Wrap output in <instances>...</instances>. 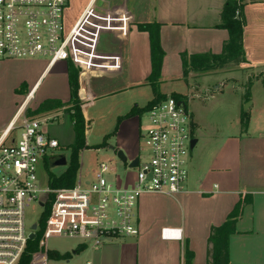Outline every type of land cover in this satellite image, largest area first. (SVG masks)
<instances>
[{
    "label": "crops",
    "instance_id": "obj_1",
    "mask_svg": "<svg viewBox=\"0 0 264 264\" xmlns=\"http://www.w3.org/2000/svg\"><path fill=\"white\" fill-rule=\"evenodd\" d=\"M225 3L226 0H69L65 15L68 29L82 17L91 20L95 15L100 16L96 9L106 12L112 19L113 25L105 30L106 37L100 36L102 48L96 52L103 57L96 61L103 66L99 72L92 76V68H88L90 60L79 55L86 70L79 80L78 96L82 97L80 103L86 121L89 120L88 107L95 104L99 105L104 117L114 120V127L103 134L107 144L102 149L124 153L127 163L120 162L127 168L125 177L131 172L135 174L129 165L139 159L136 155L141 146L142 116L128 115L143 110L154 99L147 82L151 74L150 39L147 33L138 30V25H161L160 40L165 57L160 92L164 96H181L183 94H178L171 86L178 81L188 82L183 78L182 54L220 55L228 41V32L218 28ZM244 16L246 63L239 69L249 74H264V0L247 4ZM23 63L37 75L31 81L27 78H23L24 82L20 80L16 84L21 85L19 88L14 86L16 95L24 97L20 106L36 98L37 85L50 71L46 67L40 68L36 61ZM3 64L5 62L0 66ZM59 64L57 82L67 86L68 92L55 90L53 96H45L35 110L48 99L65 104L71 101L68 64ZM246 83L242 110L231 125V133L215 136L211 150L206 153L203 147L210 140L195 121L194 139L198 140L196 147L201 148L190 157L188 193L176 198L144 195L138 204L140 233L137 237L120 239L99 249L80 243L73 249L68 264L75 260L82 264H182L186 263L187 252L193 255L192 264H207L210 230L221 226L235 206L246 198L251 204L244 207L236 226L237 234L229 240L230 264H264V100L256 98L255 82ZM21 87L23 91L17 94ZM142 92L148 93L143 95ZM144 96H147L146 100H143ZM244 106L247 110H243ZM17 110L0 119V131ZM52 114L58 127L51 131L45 128L44 131L57 140L60 147L62 142L72 141L69 146H64L71 147L75 143L71 114L65 111ZM242 118L247 119L246 128H243ZM64 128L72 133L71 140L65 135ZM85 142L87 146V137ZM124 180L123 184L127 186L134 183ZM164 229L180 230L183 240H162L161 231ZM38 255L43 256L44 264H47V255Z\"/></svg>",
    "mask_w": 264,
    "mask_h": 264
},
{
    "label": "built area",
    "instance_id": "obj_2",
    "mask_svg": "<svg viewBox=\"0 0 264 264\" xmlns=\"http://www.w3.org/2000/svg\"><path fill=\"white\" fill-rule=\"evenodd\" d=\"M68 6L69 0H0V63L43 58L49 59L47 70L59 63H72L80 71V80L86 70L80 55L90 60L88 68L94 75L99 72L103 67L96 64L103 58L96 54L99 32L108 27L96 33L85 31L92 42L87 45L81 39L82 48L88 51L79 49L76 38H81L80 28L89 20L82 17L68 29ZM27 106V102L20 106L0 131V264H19L24 255L32 234L26 233L25 216L32 203L39 202L45 209L52 198L40 249L47 252V241L53 237L99 249L139 235L137 210L144 195L176 198L188 193L194 133L185 100L166 95L143 114L148 126L141 127L136 179L126 188L118 187L115 165L104 163L98 165L93 179L77 181L73 188L51 189L49 181L42 186L39 167L45 168L47 159L54 166L62 157L53 153L60 149V143L43 127L54 121V115L29 117ZM41 196L44 202H40ZM161 238L183 240L182 232L173 229L162 230Z\"/></svg>",
    "mask_w": 264,
    "mask_h": 264
},
{
    "label": "rangeland",
    "instance_id": "obj_3",
    "mask_svg": "<svg viewBox=\"0 0 264 264\" xmlns=\"http://www.w3.org/2000/svg\"><path fill=\"white\" fill-rule=\"evenodd\" d=\"M96 14H99L101 17L95 15L96 17L94 19L88 21L89 24L94 26L96 29L90 27L89 24H83L80 28L79 36L81 38H76L75 42L79 49L88 51L86 48H82V45L80 44V41L82 40L83 42H86L87 45H91L92 41L91 39H88L90 37L87 33H85V31L96 33L99 32V30L101 31V29L103 30L104 28L113 25L111 23L112 19L107 17L106 12L96 9ZM114 26H117V24L114 23ZM99 35H101L102 38L106 37L105 31L99 32ZM101 43L102 40L100 39L98 43V51L102 48ZM23 61H36L37 64L39 63L38 65H40V68L42 69L45 68L49 63V59L38 58L34 60L9 61L0 66V119L15 113V111L20 107V104L24 101V97L19 98V96L16 95L14 86L19 88L21 85L16 84H18L20 80H23L24 82L25 80L23 78H27L28 81H31L37 75L36 71L27 68V64L23 63ZM60 65L61 64H58L55 68L50 70L49 73L43 77L41 82L37 85L36 98L33 101H30L28 104V110L35 111V108L39 105V102L44 100L43 98L45 96H53L55 90H60L61 92L65 91L66 93L68 92L67 86L64 87L62 83L57 82L60 73ZM239 68L240 67L228 65L225 66V68L216 69L205 73H190L187 79L188 82L178 81L174 82L171 86L175 92L178 94H183L181 95V100L183 99L187 102L189 113L192 116L194 135L196 136V121L200 126H202L203 133L208 138V140H210V142L205 147H203L205 153L211 150L210 148L213 146L211 145L213 144L211 141L215 136L222 137V135L225 133H231V125L234 120L237 119L238 114L242 110V102L244 98L243 95L245 94L244 90H246L244 83L247 82L246 84L248 85L250 82H255V87H257L255 90V96L259 101L264 100V74L257 72L249 74ZM91 73H93L91 75L94 76V71ZM144 93L148 92H142L143 95ZM146 98L147 96H144L143 100H146ZM208 98L212 99L208 100ZM139 99L141 100L142 97ZM245 106L243 107V110L245 109ZM87 113L89 120L87 121L88 124L86 137L88 138L89 143L87 148L81 151L79 155L80 170L78 172L77 181L93 179L94 173L97 171L99 164H114L117 168L118 187L126 188L127 185L123 184L125 181L124 178L133 183L135 182L136 175L131 172L125 177L127 168L121 164L117 157L116 151H112L107 148H101V145L104 141L103 134L114 127V125L112 126L114 120L112 119L109 121L108 117H104L98 104L88 107ZM45 117H47V114L35 116V118L38 119H43ZM140 120L142 128L148 126L146 117H141ZM110 122L111 124L109 125ZM43 127L44 129L46 128L51 131L56 129L58 126H56V123L54 122H49ZM64 130L67 138L71 140L72 133L66 128H64ZM112 143H114V141H112ZM62 144L63 146L53 153L56 156L65 157L67 162H69L71 158V151L69 147L64 146H69L72 144V141H69V143L62 142ZM200 148L201 146H199V148L196 147L191 156L194 157ZM140 152L141 149L137 151L136 157L140 155ZM66 169L67 166L51 167V173L56 176H60L66 171ZM188 171L190 173V163ZM38 176L41 185L44 187L47 186L49 181V172L46 170V168L40 166ZM44 201L45 197L41 196L40 202ZM44 212L45 209L39 205V202L32 203L26 210L25 226L27 235H30L33 232L32 229L34 226L39 225ZM80 243L82 242L78 240L53 237L47 241V252L44 249H40L39 247L40 253L38 254L47 255L48 252L53 254L57 253L60 255L69 254L71 258L73 257V249ZM36 256L37 254L34 255L32 263ZM69 261L70 259L65 261L47 260V264H68ZM70 264L82 263L75 260V262L71 261Z\"/></svg>",
    "mask_w": 264,
    "mask_h": 264
},
{
    "label": "trees",
    "instance_id": "obj_4",
    "mask_svg": "<svg viewBox=\"0 0 264 264\" xmlns=\"http://www.w3.org/2000/svg\"><path fill=\"white\" fill-rule=\"evenodd\" d=\"M257 0H226L222 14L221 24L219 29L228 32V41L224 43L222 53L220 55L213 54H200L188 55L182 54V69L183 78L187 81L190 73H205L216 69L225 68V66L240 67L246 63L245 52L243 48L244 28L246 20L244 16L245 6L249 3H255ZM140 32H145L149 35L150 39V56H151V74L147 79L148 85L153 91L154 99L143 110L128 115L143 116L150 107L165 99L166 96L160 92L162 67L164 62L165 53L161 46L160 30L161 25L157 23H149L138 25ZM79 76L80 71L75 68L72 63H68V81L71 89V101L67 104L60 100L48 99L44 101L35 111L28 110L29 117H35L42 114H51L54 112L65 111L71 114V120L74 127L75 143L69 147L71 151L70 161L67 163L66 171L60 176L51 173L53 163L46 160L45 168L49 172V186L51 189L73 188L77 183V176L80 170L79 155L86 146V130L87 121L82 113V106L79 101ZM264 85V84H263ZM23 91L21 87L17 94ZM173 98L181 100V96L177 94L172 95ZM243 128L247 127V119L242 118ZM107 140L101 145V148L106 146ZM52 198L49 204L45 207V212L38 225V231L34 240H29L26 251L22 256L19 264H31L34 255L40 253V241L45 231L46 221L50 214ZM251 204V201L246 198L243 202H239L233 211L229 214L226 221L218 227H213L210 230L208 238V261L207 264H230L229 258V240L230 237L237 234V223L243 214L244 207ZM43 256H36L33 264H44L45 259ZM48 260L65 261L70 259L69 254L60 255L47 253ZM193 255L187 252L186 264H192Z\"/></svg>",
    "mask_w": 264,
    "mask_h": 264
},
{
    "label": "water",
    "instance_id": "obj_5",
    "mask_svg": "<svg viewBox=\"0 0 264 264\" xmlns=\"http://www.w3.org/2000/svg\"><path fill=\"white\" fill-rule=\"evenodd\" d=\"M245 110H247V107H245ZM197 143H198V140H196V139H194L192 141L191 148H190L191 153H193L194 149L196 148ZM117 157L122 163H124V164L127 163V159H126L123 152H118ZM67 163L68 162H67L66 158L62 156L54 163L53 167H65V166H67ZM138 164H139V159L137 158L129 166H130V168H136V167H138ZM41 206H43V205H41ZM37 230H38V226H34L32 229L33 232L30 235V240L35 239Z\"/></svg>",
    "mask_w": 264,
    "mask_h": 264
}]
</instances>
